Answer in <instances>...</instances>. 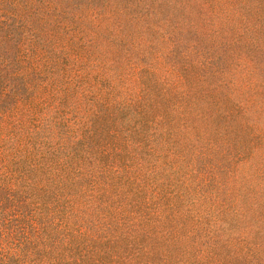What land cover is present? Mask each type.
I'll return each mask as SVG.
<instances>
[{
	"label": "rangeland",
	"instance_id": "rangeland-1",
	"mask_svg": "<svg viewBox=\"0 0 264 264\" xmlns=\"http://www.w3.org/2000/svg\"><path fill=\"white\" fill-rule=\"evenodd\" d=\"M0 264H264V0H0Z\"/></svg>",
	"mask_w": 264,
	"mask_h": 264
}]
</instances>
